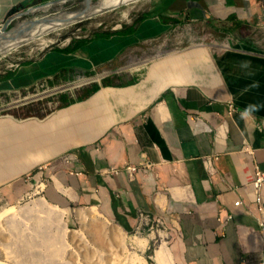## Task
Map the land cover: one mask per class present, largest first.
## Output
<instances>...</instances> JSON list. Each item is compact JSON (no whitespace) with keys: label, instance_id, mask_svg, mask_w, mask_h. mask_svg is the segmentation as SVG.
Returning a JSON list of instances; mask_svg holds the SVG:
<instances>
[{"label":"crops","instance_id":"1","mask_svg":"<svg viewBox=\"0 0 264 264\" xmlns=\"http://www.w3.org/2000/svg\"><path fill=\"white\" fill-rule=\"evenodd\" d=\"M45 1L0 0V24ZM140 13L122 31L49 49L0 81L1 100L99 76L62 92L44 116L0 114V197L17 201L34 180L52 204L96 208L125 230L172 221L191 264L255 261L264 250V187L262 204L253 187L264 171V94H255L264 64L142 44L187 22L253 25L264 1L145 0ZM242 79L253 83L238 88Z\"/></svg>","mask_w":264,"mask_h":264},{"label":"rangeland","instance_id":"2","mask_svg":"<svg viewBox=\"0 0 264 264\" xmlns=\"http://www.w3.org/2000/svg\"><path fill=\"white\" fill-rule=\"evenodd\" d=\"M144 1L92 0L93 8L86 9L85 16L77 20L87 0H48L12 12L0 24V32L3 31L0 81L23 62L49 49L72 47L101 32L124 30L129 22L140 17ZM48 2H52L49 8H37ZM162 42L166 45L162 46ZM158 46L207 48L222 56L228 66L264 64L263 57L259 60L250 54L264 55V19L253 25L227 23L225 28L206 21L176 24L165 40H148L142 44L148 50ZM96 77L99 76H78L61 84L40 83L28 89L7 91L0 100V114L19 118L30 113L44 116L56 109L62 92L90 85L93 81L87 83V80ZM255 82V94L261 98L264 94L261 73ZM248 83L253 82L242 79L238 88L244 89L242 86ZM31 183L21 188L24 194L17 201L0 197V264H191L180 247L181 234L176 232L172 221L125 230L107 220L96 208L65 209L52 204L38 184L34 180ZM243 264H264V250L260 258Z\"/></svg>","mask_w":264,"mask_h":264},{"label":"built area","instance_id":"3","mask_svg":"<svg viewBox=\"0 0 264 264\" xmlns=\"http://www.w3.org/2000/svg\"><path fill=\"white\" fill-rule=\"evenodd\" d=\"M87 81H88L87 83H90L91 81H93V79H88ZM73 85H75V84H73ZM127 169L130 172H134V171L137 170L136 166H131V165H129L127 167ZM253 187H254L255 192H256V201L258 203L262 204L263 203L262 189L264 187V171L261 170L260 168H256V178L253 181ZM239 203L240 202L238 201L237 204H239ZM261 209L264 210L263 207H261ZM261 224H262V226L264 228V219L261 221Z\"/></svg>","mask_w":264,"mask_h":264},{"label":"bare ground","instance_id":"4","mask_svg":"<svg viewBox=\"0 0 264 264\" xmlns=\"http://www.w3.org/2000/svg\"><path fill=\"white\" fill-rule=\"evenodd\" d=\"M62 1H64V0H62ZM129 2V1H128ZM52 5V2H48L46 5H42V6H40V8L39 7H37L38 9H47V8H49L50 6ZM93 8V3H92V0H87V6H86V8L83 10V12L81 13V15L78 17V18H76L75 20H77V19H81L83 16H85V10L86 9H92ZM51 29V28H50ZM0 35H3V31H1L0 32ZM2 37V36H1ZM3 47V46H2Z\"/></svg>","mask_w":264,"mask_h":264},{"label":"trees","instance_id":"5","mask_svg":"<svg viewBox=\"0 0 264 264\" xmlns=\"http://www.w3.org/2000/svg\"><path fill=\"white\" fill-rule=\"evenodd\" d=\"M264 1V0H263ZM20 8H16V9H14L12 12H15V11H17V10H19ZM11 12V13H12ZM216 23H219L220 24V26L221 27H226L227 26V24L226 23H224V22H216ZM234 25H241V24H239V23H235ZM119 32V31H118ZM98 34H108V33H105V32H101V33H98ZM83 40H87V39H82V40H80V41H83ZM244 48L245 49H249V48H251V47H249V46H244ZM64 50H69V48H65Z\"/></svg>","mask_w":264,"mask_h":264},{"label":"water","instance_id":"6","mask_svg":"<svg viewBox=\"0 0 264 264\" xmlns=\"http://www.w3.org/2000/svg\"><path fill=\"white\" fill-rule=\"evenodd\" d=\"M35 10V9H34ZM4 30V29H3Z\"/></svg>","mask_w":264,"mask_h":264}]
</instances>
